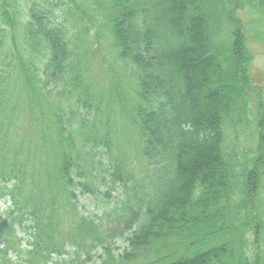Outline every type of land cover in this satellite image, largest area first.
<instances>
[{"label":"trees","instance_id":"obj_1","mask_svg":"<svg viewBox=\"0 0 264 264\" xmlns=\"http://www.w3.org/2000/svg\"><path fill=\"white\" fill-rule=\"evenodd\" d=\"M241 8L264 28V0H0V264H264Z\"/></svg>","mask_w":264,"mask_h":264},{"label":"rangeland","instance_id":"obj_2","mask_svg":"<svg viewBox=\"0 0 264 264\" xmlns=\"http://www.w3.org/2000/svg\"><path fill=\"white\" fill-rule=\"evenodd\" d=\"M236 16H240L242 19V23L244 24V30L246 33V42L253 55L251 69H250L252 80L253 82L257 84H264V37H263L264 28H263V25L261 24L260 21H258V19L256 18L254 19L251 15L244 13L243 8L237 9ZM227 29H228L227 24L226 23L222 24L223 35L220 39H222L223 42L226 41ZM218 40L219 38L213 39V42H216ZM103 50L105 51L106 48H103ZM101 60H102V56L99 57L97 61L98 64L100 63ZM115 68L118 71L116 66ZM123 81L125 82L124 86L132 88V84L127 79H123ZM250 134L251 135H249L246 145L248 147L249 146L254 147L255 142H256L257 132L256 130L253 131V129L251 128ZM131 157L133 158V162L136 164V165H133L136 168V171H138L139 173H143L147 167L145 158L142 156L140 152H138L137 149H132ZM77 201H79V204L81 206L87 204L89 208H92L90 205L91 200L87 196H85V194H82V192H78ZM2 203L4 202H0V208L3 207ZM114 244H115V249H118V251H120L124 247L123 239L120 237H118L114 241ZM148 262L149 260L147 257H145L144 259L142 258L141 260H138L139 264H147ZM90 264H97V263L95 261H92Z\"/></svg>","mask_w":264,"mask_h":264}]
</instances>
